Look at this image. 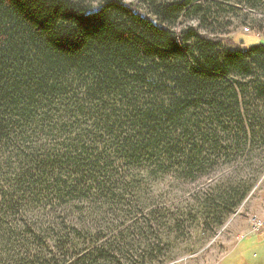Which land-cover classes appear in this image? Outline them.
Returning <instances> with one entry per match:
<instances>
[{
	"label": "trees",
	"instance_id": "16d2710c",
	"mask_svg": "<svg viewBox=\"0 0 264 264\" xmlns=\"http://www.w3.org/2000/svg\"><path fill=\"white\" fill-rule=\"evenodd\" d=\"M144 1L147 12L126 0H0V176L27 158L15 182L0 188V218L2 206L12 212L34 197L95 195L102 223L116 214L132 221L121 236L102 228L98 245L42 264L164 263L171 242L159 231H179L182 216H168L151 197L153 178L200 181L221 163L237 170L249 161L255 174L263 161L264 41L230 47L198 26L174 28L184 12L204 21L210 0ZM101 119L94 150L68 135L70 126ZM51 132L62 137L58 152L26 150ZM260 166L249 181L196 189L187 214L201 211L222 226ZM141 222L140 239L123 236Z\"/></svg>",
	"mask_w": 264,
	"mask_h": 264
},
{
	"label": "rangeland",
	"instance_id": "374dc122",
	"mask_svg": "<svg viewBox=\"0 0 264 264\" xmlns=\"http://www.w3.org/2000/svg\"><path fill=\"white\" fill-rule=\"evenodd\" d=\"M85 1L96 5L102 0ZM126 1L134 2L141 10L148 11L144 0ZM257 1V5L251 6L237 0H210L205 3L210 5L211 10L204 13V21H201V14L189 15L184 12L174 28L198 26L200 31L209 36L219 37L226 46L249 47L264 41V0ZM91 123L89 126H70L75 132L68 135H78L83 145L86 143L94 150L100 146L98 141L101 139L97 135L99 131L102 132V119ZM51 133H42L39 138L36 137L32 141V148L28 146L26 150H38L41 152L39 157L47 153L46 149L58 152L62 146L59 143L62 137L57 136L56 139V134ZM27 151L25 153L28 154ZM71 153L77 154L74 150L68 154ZM26 159L19 157L12 167L10 164L9 167L4 166V169L2 167L5 175L0 176V188L7 189L15 182L27 166ZM263 161L257 162L254 167L256 172ZM252 165L254 162L249 161L239 164L235 170V166L221 163L216 171L193 182H179L166 175L153 178V188L149 191L151 197H156L166 205L168 216L175 213L182 216L179 231L170 226L159 231L161 237L169 238L171 242V258L161 264L177 259L182 264H264V245L256 241L259 233L264 232V172L222 226H215L213 219L210 220L201 211L192 210L191 216L187 214L188 206H194L196 189L200 190L209 182L226 188L233 181H249L257 175L251 171ZM1 210L4 218H0V264H42L51 255L60 258L73 256L78 249L87 245L95 242L98 245L102 241V228L106 237L121 236L120 230L128 228L132 222L116 214L102 223V198L95 195L66 199L34 197L30 202L17 204L12 212L4 206ZM255 221L261 223L259 227H256ZM142 232H146V224L141 222L136 228H129L123 236L140 239Z\"/></svg>",
	"mask_w": 264,
	"mask_h": 264
},
{
	"label": "built area",
	"instance_id": "2783aa9c",
	"mask_svg": "<svg viewBox=\"0 0 264 264\" xmlns=\"http://www.w3.org/2000/svg\"><path fill=\"white\" fill-rule=\"evenodd\" d=\"M254 224L256 225V227H259L261 223L259 221H255ZM179 260L180 259L174 260L168 264H182L181 261H179Z\"/></svg>",
	"mask_w": 264,
	"mask_h": 264
},
{
	"label": "crops",
	"instance_id": "0c3cea01",
	"mask_svg": "<svg viewBox=\"0 0 264 264\" xmlns=\"http://www.w3.org/2000/svg\"><path fill=\"white\" fill-rule=\"evenodd\" d=\"M258 240L259 244H263L264 245V232L263 233H259V237L258 239H256V241Z\"/></svg>",
	"mask_w": 264,
	"mask_h": 264
},
{
	"label": "snow or ice",
	"instance_id": "6c2138e0",
	"mask_svg": "<svg viewBox=\"0 0 264 264\" xmlns=\"http://www.w3.org/2000/svg\"><path fill=\"white\" fill-rule=\"evenodd\" d=\"M84 23H85V25H87L88 21H85Z\"/></svg>",
	"mask_w": 264,
	"mask_h": 264
}]
</instances>
